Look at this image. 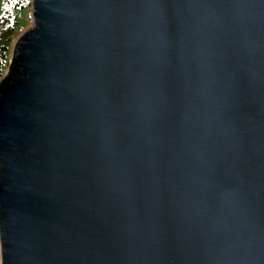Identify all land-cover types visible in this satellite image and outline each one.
Masks as SVG:
<instances>
[{
	"label": "water",
	"instance_id": "1",
	"mask_svg": "<svg viewBox=\"0 0 264 264\" xmlns=\"http://www.w3.org/2000/svg\"><path fill=\"white\" fill-rule=\"evenodd\" d=\"M0 80L3 264H264V0H32Z\"/></svg>",
	"mask_w": 264,
	"mask_h": 264
},
{
	"label": "rangeland",
	"instance_id": "2",
	"mask_svg": "<svg viewBox=\"0 0 264 264\" xmlns=\"http://www.w3.org/2000/svg\"><path fill=\"white\" fill-rule=\"evenodd\" d=\"M24 8L18 9L15 0H0V19L8 16L9 23L14 24L16 34L13 38L12 52L17 40L35 26L34 6L32 0H23ZM12 57V53H11ZM11 61V59H10ZM0 264H3L2 244L0 237Z\"/></svg>",
	"mask_w": 264,
	"mask_h": 264
},
{
	"label": "trees",
	"instance_id": "3",
	"mask_svg": "<svg viewBox=\"0 0 264 264\" xmlns=\"http://www.w3.org/2000/svg\"><path fill=\"white\" fill-rule=\"evenodd\" d=\"M18 9L24 8L23 0H15ZM8 16L0 19V80L3 79L10 64L13 36L18 35L14 30V24L8 22Z\"/></svg>",
	"mask_w": 264,
	"mask_h": 264
}]
</instances>
